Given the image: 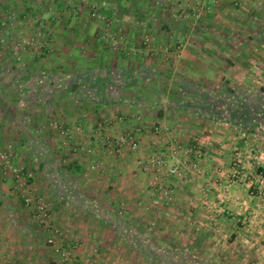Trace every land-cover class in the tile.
I'll list each match as a JSON object with an SVG mask.
<instances>
[{
  "label": "crops",
  "instance_id": "obj_1",
  "mask_svg": "<svg viewBox=\"0 0 264 264\" xmlns=\"http://www.w3.org/2000/svg\"><path fill=\"white\" fill-rule=\"evenodd\" d=\"M21 2L26 10L21 24H15L16 22L11 20L13 9L8 5L5 6L8 13L0 19V65L3 61L5 67L0 68V147L3 141L17 140L14 141L15 145L13 144L16 157L32 154L39 156L41 150L32 142V136L35 137L34 130L42 131V121L38 119L46 117L52 127L55 122H61L69 131V137H65L67 143L60 141L58 146L61 148L65 143L66 146L69 144V150L76 152L74 155L85 153L90 157H78L72 161L80 165L81 171L71 178L70 185L76 187L78 180L80 183L81 180H87L86 170L102 164L99 171L118 174V177L111 175L112 177L104 182L106 187L110 188L118 180L121 184V164L126 161L121 157L124 158L128 150L126 148L122 152L124 156H121L101 146L98 143L99 125L104 123L105 133L117 135L140 123L149 127L161 122L169 128L166 133L169 140L176 138L186 144L199 141L205 151L201 161V176H196L190 182L177 178L169 180V184L175 188V193L168 194L165 199H169V202L171 200V205L178 206L177 209L186 210L181 212L182 216L179 211H173L174 214L168 216L173 222L178 217L181 221L185 212L194 221H198L197 223L200 221L201 230L197 229L196 235H207L203 239V248L212 244L213 249L219 251L220 247L216 248L219 243L214 242L212 237L218 236L217 231L221 227L226 228V225L233 228L232 235L237 238L240 234L237 223L250 218V209H255L254 205L264 209V199L258 197V186L264 185V147H255L256 143L262 142L260 139H263L264 144V115L250 114L246 118V125H243V119L240 117L218 114L211 107L208 112L192 107L173 112L171 107L175 106L176 102L206 107L204 95L210 94L216 98L222 91L229 92L230 88L243 94H264V0H121L122 6L130 13V16L124 15L122 19L114 14L118 3L108 5L104 1L100 4L96 0L94 4L101 8L102 13L109 19H115L116 30L120 29L121 33L125 30L127 33L124 37L126 40L120 41L118 49L100 39L105 26L103 20H84L85 11L88 9L90 15L92 8L89 4L85 5L83 0ZM38 2L44 5V13L40 14V17L46 13L49 18L44 22L47 30L46 40L50 43L51 51L44 49L42 54L19 47L22 37L31 36L25 29L28 28L27 21L31 19L29 12H32ZM45 5L54 10L52 14L47 12ZM196 5L207 11L199 20L192 16L189 18L185 13L191 14L192 7ZM146 7L149 9L144 12ZM139 13H147L146 18L138 20L136 17ZM70 16L73 20H70ZM95 26H99L98 32L93 29ZM145 33H150L155 38L149 48L147 47L141 55L128 56V49L140 42ZM90 36L94 37L91 39ZM172 40L184 42L185 49L180 58L173 57L171 62L165 61L162 49ZM128 44L132 46L126 47ZM165 75L170 77L165 92L160 94L165 96V99L153 100L154 95L150 96L147 89ZM10 77L13 78L9 80ZM100 77L101 83L96 90V96L104 97L102 101L74 99L71 90L75 79L83 82L81 87L88 94V90L96 84L94 79ZM179 81L185 91H177L174 94L176 82ZM224 100L221 104L224 108L238 105V102L234 104L231 100H225L223 103ZM66 105L70 108L68 111L65 109ZM162 106L165 110L163 116H160ZM55 113L59 116L58 120L51 118ZM122 114L125 121L117 123L116 115ZM78 125H82V130H76ZM54 129L61 138L59 130ZM73 131L77 133L74 137L80 139L78 142L71 134ZM153 139L155 140L152 134H146L142 138L139 155L149 154L150 150L154 149L153 145L151 146ZM46 147H49V144L45 146V150ZM165 147L162 146V149ZM237 153L243 157L242 163L238 165L239 174H235L233 170ZM48 154V150L41 153L43 159L38 168L42 172L48 169L49 162L45 156ZM8 174V170L0 167V264L10 261L15 264H64L60 253L55 260H51L47 252L49 247L43 246L40 240L36 241L38 238H33L36 231L30 226L25 228V224L21 222L22 216L30 223L34 222V212H14L13 201L19 198L20 194L18 196L19 192H15V181L13 178L9 179ZM136 175L139 177L141 174L138 172ZM99 183V180H95L86 187L91 185L90 188H95ZM206 183L210 188V200L206 199L203 192ZM34 184L44 194L43 186H51L54 189L58 186L56 181L49 177L44 183L38 182L36 178ZM145 185L144 191L147 189ZM148 188L152 194L142 203L151 204L153 199L161 198L156 188L149 185ZM118 189L121 190V185ZM55 197L57 199L53 204L50 221L53 226L60 225L61 228H57L63 233L60 244L63 251H70L74 249L73 241L79 244V232H83L82 223L78 221L88 219V214L77 212L75 208L62 211L61 209L68 207L70 201L62 202L58 193ZM118 197L121 199V194ZM112 199L106 200L111 207L119 201ZM19 201L24 203L21 198ZM209 201L212 203L209 204ZM71 202L77 203L76 200ZM217 207H221L224 212H218ZM100 217L105 220L113 219L109 215ZM210 219L216 222H208ZM96 223L97 221H91L92 228L86 230L92 232L93 227L98 228ZM217 224L219 225L216 226ZM86 225L88 223H85ZM106 226H110L109 223H106ZM183 226L187 228L188 225L185 223ZM116 231L118 232L117 229L114 230L115 233ZM87 235L90 236V233ZM83 241L84 243L76 249L79 256L77 262L75 260L66 264H101L99 244L103 242L100 238L93 237L90 241L89 237L84 236ZM116 242L103 243L108 250V257L104 260L109 264H117L121 259V256H117L118 250L113 248L121 246V241ZM257 251L262 252L261 257L252 261V264H264V245L259 244Z\"/></svg>",
  "mask_w": 264,
  "mask_h": 264
},
{
  "label": "rangeland",
  "instance_id": "obj_2",
  "mask_svg": "<svg viewBox=\"0 0 264 264\" xmlns=\"http://www.w3.org/2000/svg\"><path fill=\"white\" fill-rule=\"evenodd\" d=\"M7 1L1 0L0 19H2V17L8 13L7 8L5 7L8 5L10 8L13 9V18H14V19L9 18V19H11L12 21H15L16 22L15 24H21L24 20L22 16L23 14L26 13L25 8L22 6L21 0H7ZM45 2L46 1H44V3ZM83 2L85 5L89 4V6H91L92 8L96 0H83ZM42 4H43L42 2H38L37 5L33 7L32 12H29L31 19L30 21H27L28 28L25 29V31L30 33L31 36L36 34V32L39 29H41L44 32L45 36H47L46 35L47 30L45 27L44 20H48L49 18L46 17L48 16L46 15V13L40 17V14L44 13V7H43L44 5ZM144 5L145 3L143 4V6ZM45 7L46 9H48L47 12H51L52 14L54 10L49 9L48 6L46 5ZM194 7L197 8L199 7V5H196ZM100 9L101 8H99V10ZM146 9H149V8L146 7L145 9H143V11ZM87 10L85 11V14H84V20L86 21L90 19L91 21H93V18L96 19L95 17L92 16L93 10H92V13L90 12V15H89V11ZM61 11L64 12L63 9H61ZM147 12L149 13V10ZM193 12L194 11L192 10L191 14H188V12H185V13L188 15L189 18L191 16L194 18ZM206 12L207 11L203 10L201 17ZM104 17H108V16L104 15ZM110 19L114 21L113 25L115 26L116 24L115 19L113 18H110ZM70 20H73L72 16H70ZM93 29H96V31L98 32L99 26L98 27L95 26L93 27ZM125 33L126 31L124 30V32L122 33L124 37H126V34H127ZM144 35L145 36L150 35L154 38V36L150 33H145ZM25 37H28V36H25ZM25 37H22L21 40ZM90 37L92 39V37L94 36H90ZM123 40H126V39L123 38L121 41ZM136 45H139V42H137ZM130 46L132 45L128 44V46L126 47H130ZM19 47L22 48V46H19ZM1 50H3V48H1ZM33 50L36 51L35 52L36 54H38L36 49L34 48L31 49V51ZM43 51H44L43 49L40 50V53L42 54ZM114 51L119 52L118 50H114ZM143 53H145V50L143 51ZM143 53H139V54L141 55ZM164 60L166 61V59ZM5 63L7 64V61H5ZM1 67H4L3 61L0 65V68ZM176 74L178 75L179 73L177 72ZM11 78L13 77H10L9 80H11ZM169 78L170 77L167 75H165L164 78L160 77L157 80V82H155V84L150 86V88L148 87L147 93L150 96L154 95L153 100L165 99V96L162 97L160 96V94L165 92V89L167 88V83L168 84L170 83ZM154 93H156V95ZM57 98H59V96ZM65 107L67 111L70 109L67 105ZM54 117L56 120L59 119V116H56V113L51 118H54ZM38 121H42L41 130L43 132L42 131L36 132V130H34L35 137L32 136V142L36 144L38 150H41L40 151L41 153L43 151L48 150L49 154L45 155L47 156L46 161L49 162L48 169L42 172V170H39L38 168L39 162L42 161L43 159V155H41L40 152H39L40 153L39 156H37V154L36 155L32 154V155H25L24 157L22 155L16 157L15 154H13V162L18 168H24V170L27 173L32 175L31 187L33 188L34 196H38V197L39 195L43 196L47 204L48 215H49L48 223L47 222L41 223L37 221L35 218H34L35 221L34 222L32 221L30 223V221L25 219L22 215H21L22 217L20 220L21 222H23V224H25L24 225L25 228H28V226H30L33 230L36 231V235L33 237L35 239L38 238L36 241L40 240L43 246L49 247L47 252H49L48 253L49 258L51 260H55V258L59 256V253H57L55 246L57 245L62 246V244H60V238H62V235H63V233L61 232V229L58 232H56L57 228L60 225L54 224V226H56V228H54L53 222L50 221L51 213L54 208L53 204L55 203L57 199V197H55V194L57 195V193L58 195H60L62 202L66 203L70 201L68 207L66 209H61L62 211L68 210V209L71 210L75 208L77 212H84L85 214H88L86 216V218L88 219L86 220L80 219L78 221L79 223L80 222L82 223L81 230L83 231V232H79V234H81L83 237L84 236L89 237L90 241H91V238L93 237L96 239L100 238V241L103 243L105 241L106 242L112 241L115 244L117 243L116 242L117 240L121 241V243H119V245L121 244V246H117V248L113 246V248L116 249V251L118 250L117 256H121V259L119 260V263L117 264H252V261H256L257 259L261 257L262 252L257 251V246H259V244L264 245V230L261 228L260 223L256 219L251 218V213L253 211L264 213L263 208H260L258 205H254L255 209H250V213H249L251 221L250 222L247 221L245 223L244 220H242L241 222L237 223L238 224L237 230L240 231V234L238 235L237 238L235 237L236 235L235 236L232 235L233 228H231V226L226 225L227 226L226 228L221 227V229H219L216 233L219 235L216 237L215 236L212 237V239H214V242L218 241L219 245L218 247L216 246V248L220 247L219 251L216 249L214 250L213 247L211 246L212 244L209 246H205L203 250L202 249L196 250L194 248V243L197 241L198 238H200L198 234L196 235L197 229L198 230L200 229V221L199 223H197L198 221L196 220L194 221V219L191 218L190 215L185 212L183 216L184 219H182L181 221L179 220L180 217H178L179 219L178 218L174 219L175 221L173 222L171 217L168 216V215L171 216V214H174L173 211L175 212L179 211L181 214V212L186 210V208L177 209L176 207L178 206L174 207L173 205H171L172 203L171 200H170L171 202L170 203L169 199L166 200L165 198L163 199L162 197L159 198L158 200L153 199L151 201V204L142 203V201L145 198L149 197L152 194V192L149 191L148 185L149 187L151 186L155 188L152 185V181L155 180L153 174L147 170L145 171L138 164L139 159H141L140 157H143V156L146 157L148 154L139 155L138 152L140 149L133 151L129 149L128 147L123 148L120 152H116V151L113 152L114 154H121V156H124L122 152L126 148H127L126 150H128L125 157L124 158L121 157L122 160H126L125 162L122 161V164H121V184L118 183L119 181L118 180L115 185H112V187L107 188L104 182L109 177H112V176H114V178L118 177V174L114 175L113 172L111 171H109V174H105V172L99 171L102 169V166H103L102 164H100L99 166L95 165V168L91 167L90 170H86L87 175L85 176V178L88 181L84 179V180H81V183H80V180H78L77 186L73 187L70 185L71 180L66 179L67 175L65 176V172L63 168L64 166H67L70 162H72L73 160H77L78 157L88 158L89 155L86 156L85 153H82L81 155L80 153L74 155V153L76 152L74 150H69L70 145L67 144L66 146L67 141L65 139V137H69V131H67L68 136H65L64 134L59 132L61 134V138H59L60 136L59 137L57 136V131L54 129L56 127L54 125L52 127L50 125V121L49 123L48 121H46V117L43 118L42 116L40 120L38 119ZM59 124L64 127V124L62 125L61 122ZM134 126L129 128L127 131H129L130 129H133ZM37 127H38V123H37ZM123 132L125 133V131ZM42 134H46V135L42 136ZM71 134H73V137H74L77 133L73 131L71 132ZM120 134H123V133H120ZM120 134L118 133L117 135L115 134L114 135L111 134V135L118 136ZM164 136H166V134L163 135V137ZM154 138H155V140L153 139L154 142L151 143V146L153 145L154 149L150 150V153L157 152L162 149V146L166 145L164 144L163 141L160 140V138H156V137ZM175 139L176 138H173L172 140H175ZM75 140L76 142H78L80 139L75 138ZM260 140L262 142L256 143L255 147L257 149H262L264 147L263 139H260ZM14 141H17V140L3 141V144L0 147V153L5 152V151H11L14 153V149H15V148L13 149L15 145ZM59 142L60 143L66 142V143L63 147L60 148L58 146ZM159 142H161L164 145H162ZM98 143L101 146L106 147L103 144H101L99 137H98ZM48 144L50 148L46 147V150H45V146H47ZM77 145L79 146V144ZM37 148L34 146V150L37 151ZM155 148H158V149H155ZM128 154H130V156ZM88 159H90V157ZM174 162L175 160L171 159L169 161V165L174 164ZM0 167L3 168L1 164H0ZM138 172H140L141 174L139 175V177H137L136 175ZM104 176H107V177H104ZM48 177L49 179H53V181H56L58 186L55 189L54 187L51 188V186L49 187L43 186V189L45 191V194H44L39 191L38 187L35 186L36 184L34 183H35L36 178L38 182L44 183V181H46ZM8 178L9 179L13 178L10 172L8 174ZM39 178H41V180ZM95 180H99L100 185H98L95 188H90L91 185L89 187H86L87 184L89 185L91 182L92 183L95 182ZM119 185H121V190L118 189ZM144 185H145V188H147L145 189V191H144ZM146 190L149 192H147ZM260 190H264V185L260 184L258 186V197H260L261 199H264V195L260 193ZM16 191L19 192L18 190L15 189V192ZM17 194L19 196L20 192ZM119 194H121V199H119L118 197ZM20 196L19 198H21ZM19 198H16L13 201L12 206H14L13 209L15 213L23 214L26 212H30V213L34 212L35 209L31 208L30 206H27L25 204V201H23L24 203L19 201ZM107 198H113L112 200H116V201L119 200V201L115 203L114 206L111 207L109 204L106 203ZM73 200H76L77 203H72L71 201ZM162 200H165V201H162ZM170 206H172L173 208H170ZM214 207H216V205H214ZM221 207H217L218 212L220 213H221ZM92 213L93 215H90ZM96 215H99V216H96ZM103 215L105 216L109 215L116 219L115 222L117 223L118 226H120V228L118 229L119 233L117 231L115 233L114 230H111L110 226H106V223L100 217ZM185 216H188V217L185 218ZM120 218H124L125 220H127L131 226V229H127L129 234H125V236L128 235L126 238L121 237V224L119 223L121 221ZM91 221L92 222L94 221V223L95 221H97L96 225L98 226V228L93 227L92 232L89 231V229L86 230V228L91 227L90 226ZM208 222L212 223L216 221L213 219H210ZM85 223H88V225L85 226ZM185 223L186 225H188L187 228H184L183 226V224ZM219 224H217L216 226H218ZM89 233H90V236L87 235ZM81 235H79L80 237L78 238L79 244H77V241H73L74 242L72 244V247H74V249L72 248L73 250L62 251V253H60V255L62 256L60 258L61 260L62 259L64 260V261L62 260L64 264L71 263V262H74L76 259H79V256L76 254L77 252L76 249L82 243H84L83 237ZM144 236H146V239L144 238ZM50 239L55 240V245H52V243L49 242ZM135 240H136V243H134ZM103 243H101V245L99 244V246L101 247L100 249L101 250L100 251L101 252V264H109L107 263V260H104V258L107 259L108 257V250L104 247ZM140 245H142L143 248H140L139 247ZM173 246L179 249L175 250L173 249ZM161 250L164 251L165 253H162ZM162 255L163 257H165V259L163 261H160L159 258ZM188 256H191V258H189ZM75 262H77V260ZM92 262H96V261H92ZM6 264H15V263L10 261V262H7Z\"/></svg>",
  "mask_w": 264,
  "mask_h": 264
},
{
  "label": "built area",
  "instance_id": "obj_3",
  "mask_svg": "<svg viewBox=\"0 0 264 264\" xmlns=\"http://www.w3.org/2000/svg\"><path fill=\"white\" fill-rule=\"evenodd\" d=\"M208 9V8H206ZM92 16L96 19H102L105 21V26L103 27L100 39L105 43L110 44L115 49L120 48V41L124 38L121 30H116L113 25L114 21L108 17H104L103 13L99 8L94 4L92 6ZM192 10L193 16L196 20L201 18L204 8L193 7ZM209 10V9H208ZM173 37V36H172ZM171 37V38H172ZM154 38L150 35H144L139 45L133 46L128 49V56H136L139 53H143L144 50L149 48L151 41ZM19 45L25 49H36L38 53L40 50L46 49L48 52L51 51L50 43L46 40L44 32L39 29L36 34L23 38ZM145 46V48H144ZM185 49L184 42L180 40H172L169 44L162 49L165 59L172 61L174 57L176 59L180 58L183 50ZM116 122L122 123L125 121V116L116 115ZM107 121V120H106ZM55 127L64 134L68 136V130L61 126L58 122H55ZM99 139L101 144L106 146L110 152H120L123 148L128 147L129 149L136 151L141 147V140L146 134H152L156 138H160L161 141L166 144L165 148L149 153L146 157H140L138 164L145 171H149L153 174L155 180L152 181V185L159 191V194L164 199L168 194L172 195L175 193V188L169 184L171 178H177L179 180H184L185 182L192 181L196 176H201L203 174V169L201 168V161L204 158L205 151L203 146L199 141H196L193 144H186L182 140L175 139L169 140L168 137L164 136L169 132V128L166 127L163 123L157 122L152 126H144V123H140L138 126L130 129L129 131L120 134L118 136H113L110 133H105L104 123L99 125ZM76 130H82V125H78ZM13 152L5 151L0 153V164L3 168L8 170L15 181V189L20 192L21 198L25 201L27 206H30L34 210V218L43 223L49 221L47 204L43 196H34L33 188L31 187V177L32 175L27 173L24 168H18L13 162ZM242 155L237 153L236 161L233 166L235 174H239L238 165L242 163ZM174 159L175 162L172 165H169V161ZM95 168V166H93ZM210 188L207 183L204 186L203 192L207 200H210L208 197V192ZM260 193L264 195V190H260ZM209 203H212L209 201ZM223 213L224 210L221 209ZM251 218L256 219L261 228L264 230V213L253 211L251 213ZM251 218H245L244 222H250ZM59 230L57 229L56 232ZM52 245H55V240H49ZM57 253H62L63 248L60 245L55 246Z\"/></svg>",
  "mask_w": 264,
  "mask_h": 264
},
{
  "label": "trees",
  "instance_id": "obj_4",
  "mask_svg": "<svg viewBox=\"0 0 264 264\" xmlns=\"http://www.w3.org/2000/svg\"><path fill=\"white\" fill-rule=\"evenodd\" d=\"M99 1V3H103L104 1L107 2V4H112V3H118L117 5V9H115L116 11H114V14L117 18H124L123 16L127 15L130 16L129 11L124 8L121 4V0H97ZM107 7V5L105 6ZM147 13L144 14H137L138 20H143V18H146ZM91 78V76H90ZM93 79V78H92ZM91 79V80H92ZM96 81V84H93L92 87L90 88L89 93L86 94L83 90V88L81 86H83V82L81 80H76L73 82L72 85V90H71V94L72 96L75 98H78L79 100L82 98H87L89 99L88 101L94 99L95 102H100L102 101L101 99L104 98L101 96H96V90L98 88V86L101 83V77L100 78H96L94 79ZM176 86L175 89L176 91H174V94L177 91H185V88L183 87V85L181 84V82H176ZM93 90V91H92ZM189 91V90H188ZM195 91H197V89H195ZM91 98V99H90ZM216 98H221V100H217ZM216 98L210 94L204 95V100L206 101L207 106H202L199 104H194V103H178L176 102V105L171 107V111L176 112L180 111L181 109H189L190 107H192V109H200L201 111H207L211 109L215 110L218 114H222V115H226L229 114V116L232 115V117H240V119H243L242 124L246 125L245 121L247 122L246 118H248V116L250 114H253L254 116H257V114H263L264 115V94L262 92L258 93V94H243L242 92H238L234 89H229V92L226 91H222L219 93V95L216 96ZM231 100L230 102H234V104H236L235 102H238V105H231L229 107H223L222 104V100ZM224 100L223 103H225L226 101ZM87 101V102H88ZM85 102V101H84ZM221 102V103H220ZM249 102V103H248ZM241 103H243V105H240ZM209 105V106H208ZM164 106H162L160 108L159 111V115L163 116L164 114ZM241 122V121H240ZM239 122V123H240ZM64 172H65V176L67 177L66 179L71 180V178H73V176L75 175V173H79L81 171V167L77 162H70L67 166H64L63 168ZM118 219V218H117ZM121 219V221H120ZM119 219V223L121 224V237L122 238H126L127 236H125V234H129V232L127 231V229H131L130 224L128 223L127 220H125L124 218H120ZM102 220L105 223H109L110 227L114 230H118L120 228V226L117 225V223L115 222V218L113 219H106L102 218ZM207 237L206 234H203L200 236V238L197 239V241L194 243V248L196 250H203V239ZM144 238L146 239V236H144ZM143 238V239H144ZM144 239V240H145ZM134 242V241H133ZM136 243V240L135 242ZM140 248H143L142 245L139 246ZM173 249L178 250L179 248H175L173 246ZM162 251V250H161ZM162 253H165L164 251H162ZM160 257V256H158ZM189 258H191V256H188ZM165 259V257H163V255L159 258L160 261H163ZM157 260V259H156Z\"/></svg>",
  "mask_w": 264,
  "mask_h": 264
}]
</instances>
